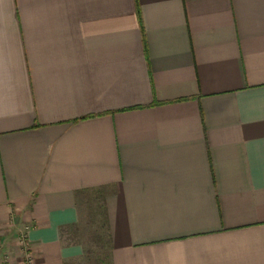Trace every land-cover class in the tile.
<instances>
[{
	"label": "crops",
	"instance_id": "1",
	"mask_svg": "<svg viewBox=\"0 0 264 264\" xmlns=\"http://www.w3.org/2000/svg\"><path fill=\"white\" fill-rule=\"evenodd\" d=\"M0 264H264V0H0Z\"/></svg>",
	"mask_w": 264,
	"mask_h": 264
},
{
	"label": "built area",
	"instance_id": "2",
	"mask_svg": "<svg viewBox=\"0 0 264 264\" xmlns=\"http://www.w3.org/2000/svg\"><path fill=\"white\" fill-rule=\"evenodd\" d=\"M18 243L20 247H22L23 252L28 255L29 254V245L27 241V228H25L23 231L20 232L18 236ZM28 262L30 263L31 260L28 259Z\"/></svg>",
	"mask_w": 264,
	"mask_h": 264
}]
</instances>
